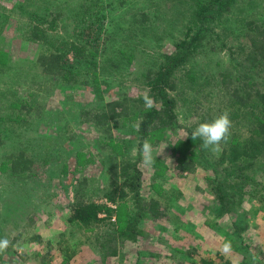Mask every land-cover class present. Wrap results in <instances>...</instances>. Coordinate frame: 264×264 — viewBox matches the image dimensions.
Returning <instances> with one entry per match:
<instances>
[{"label":"rangeland","instance_id":"1","mask_svg":"<svg viewBox=\"0 0 264 264\" xmlns=\"http://www.w3.org/2000/svg\"><path fill=\"white\" fill-rule=\"evenodd\" d=\"M77 1L30 0L24 2L23 10L18 12V0H0V70L8 67L0 73V128L7 131V149L27 150L29 155H36L40 172L37 189L40 192L32 198H21L24 186L16 184L15 191L10 190L0 200V213L8 215L7 222L1 223L0 238H7L11 242L9 248L17 249L18 256H24L12 257L8 248L0 253V264H62V254L66 253L63 250L68 246L75 252L69 264H196L183 260L186 256L193 257L196 262L206 257L215 264H232L233 259L239 258L240 264H253L250 252L243 249V242L237 240L233 230L235 213L222 217L208 210L216 201L213 187L217 176L226 179V192L233 193L238 190L234 174L219 162L221 151L215 154L203 149L202 141H193L191 132L199 123L219 115L225 108L222 96L229 94L216 79L206 81L205 77L222 68L234 74L235 81L243 79L244 72L238 63L249 50L244 36L245 22L250 18L264 21V0H253L252 4L239 0L242 10L235 9L228 18L230 22L224 20L214 28L221 35L219 41L226 46L218 45L214 51L207 47L208 55H197L181 70L186 93H170L178 103V128L170 133L147 136L140 130V115L151 102L147 98L149 87L144 74L147 68L162 61L164 55L174 52V46L168 42L174 39L171 34L178 39L184 37L181 34L183 20L177 22L172 16H179L190 0H127L123 8L105 11V25L95 49L91 45L94 32H85L86 49L94 53L90 55V65L82 68V74L72 70L71 74L78 76L80 81L76 84L63 81V86L61 82L59 87L54 84V88L49 86L43 90L39 86L42 81L38 68L37 77L40 78L35 82L26 79L23 72L31 71L28 65H34L39 55L56 51L58 46H53L52 42L57 45L82 43L77 39V25L83 12ZM85 1L99 0L80 2ZM101 2L106 4L107 0ZM52 10L60 14L57 30L51 27V17L46 14ZM143 13H148L145 21ZM33 17L43 19L48 38L30 40L27 28L30 23L34 24ZM161 37L163 41L159 40ZM19 58L26 62H18ZM67 59L73 61L72 52ZM191 64L193 68L187 74ZM142 97L147 98L146 105L131 101ZM125 98L130 100L127 117L111 122L108 128L95 124L93 116L107 102ZM22 101L30 103L33 110H38L37 114L23 112L18 120V103ZM245 112L236 125L235 132L241 131L237 132L240 137L248 133L258 116L256 111ZM5 116H8L6 121ZM145 140L151 142L154 157L166 146L151 166H146L142 160ZM133 148L137 149L135 153ZM56 152L63 153L56 155ZM79 154L81 159H78ZM183 159H190L192 164L182 169L179 166ZM126 162L134 164L141 174L130 170L129 180L133 182L128 184L136 191L125 200L112 202L107 196L108 187L114 180L118 183L126 180L124 176H112L113 165ZM62 165L67 166L66 175L60 171ZM51 172H54L53 180L47 178ZM83 179L87 180L86 184ZM3 183L10 184V180L0 173V190L4 188ZM42 185L51 188L48 200L42 198ZM138 190L144 198L154 197L167 206L168 214L159 220H145V236L138 243L126 242L118 257L102 259L86 242L94 233L67 222L70 205L75 202V193L79 192L85 199L105 204L109 210L100 217L111 227L121 229L136 210ZM261 193L264 194L263 191L255 194L251 201H247L248 198L242 201L252 228L245 243L251 246L252 253L259 248L254 245L256 240L264 250V198ZM122 205L125 211L120 212ZM14 221L18 223L16 228L12 227ZM106 226L101 225L102 228ZM225 241L232 244L229 254L222 251ZM138 251L141 252L140 260Z\"/></svg>","mask_w":264,"mask_h":264},{"label":"trees","instance_id":"2","mask_svg":"<svg viewBox=\"0 0 264 264\" xmlns=\"http://www.w3.org/2000/svg\"><path fill=\"white\" fill-rule=\"evenodd\" d=\"M28 1L30 0H18V12L23 10V3L25 2L26 4ZM80 1H77V5H80L83 13L77 25L79 29L77 30L79 34L77 39L82 41V43L63 42L57 45L55 42H52L53 46H58L55 52L39 55L34 65H28L31 71H22L26 79L35 82L36 78H40L37 77L38 68L41 73L42 81V84L39 82V86L41 89L43 88V90H46L49 86L54 88V84L59 87L61 82L63 86V81H65L66 84H72L73 82L76 84L80 81V78L75 74H71V72L75 70L78 74H82V68L85 67V65H87V67L90 65V55L94 53L93 51L88 52L86 49L87 42L85 41V32L88 30L94 32L95 39L92 41L91 45L95 49L101 39V28L105 25V11H114L115 9L123 8L126 3L128 4L127 0H107L106 4H102L101 0L97 2L85 1L83 4H81ZM238 1L239 0H190V2H188V7L184 11H181L179 16H172L177 22L183 20L184 29L181 30V34L184 35V37L178 39L175 34H171L174 39L168 42L174 46V52L164 55L162 61L157 62L153 67L147 68L144 74L146 84L149 87L147 98L149 97V100H151L150 106L144 108L145 111L140 115V117L142 116L140 130L145 136L158 132L170 133L178 128V103L177 99L170 93L171 91L179 92V94L186 93L187 88L183 86L184 80L181 70L185 69L197 55H208L206 53L208 51L206 50L207 47L214 51L218 48V45L222 48L226 46L225 42L219 41L221 40V35L218 34L214 28L224 20L230 22L228 18L235 12V9L242 10ZM247 1L249 4L253 3V0ZM90 4L92 5L88 6ZM89 7L90 10H88ZM41 9L43 11L45 10L43 8ZM46 14L51 17L49 19L51 27L57 30L58 17L60 16L59 12L52 10L46 11ZM141 16L144 21L148 19V13H143ZM29 17L32 18L31 16ZM33 20L35 21L34 24L30 23L27 28L30 40L48 38V34L46 37V29H44L45 27L43 26V19H36L33 17ZM244 36L249 43V50L238 63L239 68L243 69L244 72L243 79L238 82L235 81L232 78L234 74L223 71L222 68L221 70L219 68L217 72H213L211 76L207 75L205 77L206 81L211 78L212 80L216 79L218 83L229 92V94L223 95L222 97L225 99L224 110H228L230 113L232 129L228 142L221 144L222 150L220 152L219 162H223L226 166V170L234 174L233 178L237 182L236 188L238 189L233 190V193L226 192L228 188L226 179L223 180L216 175L217 180L213 187L214 193L216 194V201L208 210L216 212L218 216L222 217L225 216L226 213H233V215L235 213L233 217V230L237 233V240L243 242L241 246L245 251L250 252L251 259L255 256L257 257V264H264V250L262 246H259L260 244H257V240L254 245L259 248H257V252L255 253H252L251 246L245 243V237L247 234H250L252 228L250 221L247 219L248 212L246 208L242 206V201H245L246 198H248L247 201H251V198H253L255 194L258 195L259 192H264V21L257 18H250V20H247L245 22ZM56 37L57 35L53 37L55 41ZM160 39L163 41L164 37L159 38V40ZM71 52L73 53V61L70 62L67 56ZM20 61L25 60L19 58L18 62ZM192 64L187 70V74L191 73L193 68ZM6 68L8 67L4 66L1 68L0 73L4 72ZM7 94L2 95L6 98ZM147 98H136L131 101L133 103H138V105L139 103L141 105H146L148 103ZM129 103L130 100L126 98L107 102L104 108L93 116L95 124L102 128L104 125H107L108 128L111 122L127 117L130 110L128 106ZM29 104H25L23 101L18 103V120L21 119L23 112H25L26 115L33 111L37 114L38 110H36V112ZM16 107L13 110H16ZM223 111H221V113ZM245 111H250L249 114L251 111H256L258 112V116L256 115V119L252 122V126L249 128L248 133L246 132L245 135L240 137L237 132L241 131L238 130L235 132L236 129H238L236 125L242 113ZM7 117L8 116L4 117L5 121ZM209 120L212 119L209 118ZM25 121L26 119L23 120V122ZM8 139L7 131L4 132L0 128V152H2L1 156L3 158L0 164V173L1 176H5V178L10 180V184L3 183L4 188L0 190V200L4 198L6 193H9L10 190L11 192L15 191L14 186L16 184L24 186V190L21 189L20 197L29 200L34 194L40 192L37 190L40 186L38 185L40 172H38L39 167L36 155H29L27 150H8ZM62 153L63 152H56V155ZM78 159H81V154H79ZM180 162L181 164L179 167L182 169L192 164L190 159H183L180 160ZM86 163L87 161L85 164ZM84 166H82V168ZM135 168V165L129 162L119 166L113 165L112 176L116 178L124 176L126 180H124L123 183H118L114 180L108 187L107 196L112 202L125 200L130 196L131 192L136 191L132 185L130 186L128 184L129 182H133L129 180L131 169L137 171L139 176L141 175L138 169ZM60 171L62 175H66L67 166L62 165ZM53 174L54 172H51V175H47V178L53 180ZM83 182L86 184L87 180L83 179ZM134 185L137 186V184ZM43 187L46 186L42 185L41 187V192L43 191L42 198L48 200L50 197L49 190L51 191V188ZM239 192L243 193L239 194ZM135 195L137 198L136 210L131 213L130 218L126 220L121 229L111 227L106 220L100 217L101 213L109 210L105 204H97L92 200L85 199L84 194L79 192L75 193V202L70 205L71 213L67 217V222L71 226H77L94 233L87 238L86 242L89 243L90 247L95 252L100 254L102 259L118 257L121 254V247L125 246L126 242L138 243L140 238L145 236L143 226L145 220H159L166 217L168 214L167 211L169 208L167 206L164 207L163 204L154 197L146 199L139 190ZM260 196L264 198L263 193H261ZM237 202L238 206H235ZM39 209H41V207H39L38 210ZM123 211H125L124 205H122V210H120V212ZM7 218L8 215L3 216L0 213V229L2 226L1 223H6ZM103 223L107 224L105 228L101 227ZM12 224V227L16 228L18 223L14 221ZM9 250L10 252L12 251V257H24L21 254L18 256L19 253L17 249L12 250L9 248ZM64 251L66 253L62 254V264H69V259L75 252L69 248V246L64 248L63 252ZM192 252H195V250ZM192 252L189 251L188 253L193 255ZM138 253L140 260L141 252L138 251ZM183 260L196 264H215L212 259L206 257L200 258L199 261L197 260L198 263L193 257L189 256H186Z\"/></svg>","mask_w":264,"mask_h":264},{"label":"clouds","instance_id":"3","mask_svg":"<svg viewBox=\"0 0 264 264\" xmlns=\"http://www.w3.org/2000/svg\"><path fill=\"white\" fill-rule=\"evenodd\" d=\"M231 129L232 120L230 118V113L228 110H224L213 120L199 123L198 126L191 132V138L193 141H196L197 139L201 140V147L203 149L210 150L212 153L218 154L222 150L221 144L227 143L230 139ZM132 151L135 153L137 149L133 148ZM153 151L154 149L151 142L145 140L142 145L141 154L143 163L146 166H151L156 160L157 155L162 153V151H160L154 157ZM10 244L11 242L7 238H0V253H4L9 248ZM222 251L225 254L232 252L231 241H225L222 246ZM252 260L253 264H257V257L253 256ZM232 264H240L239 258L233 259Z\"/></svg>","mask_w":264,"mask_h":264}]
</instances>
